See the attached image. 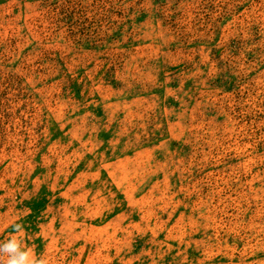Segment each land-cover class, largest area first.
I'll use <instances>...</instances> for the list:
<instances>
[{
    "label": "rangeland",
    "instance_id": "374dc122",
    "mask_svg": "<svg viewBox=\"0 0 264 264\" xmlns=\"http://www.w3.org/2000/svg\"><path fill=\"white\" fill-rule=\"evenodd\" d=\"M14 223L49 264H264V0H0Z\"/></svg>",
    "mask_w": 264,
    "mask_h": 264
},
{
    "label": "clouds",
    "instance_id": "9594fccd",
    "mask_svg": "<svg viewBox=\"0 0 264 264\" xmlns=\"http://www.w3.org/2000/svg\"><path fill=\"white\" fill-rule=\"evenodd\" d=\"M11 227L10 238L0 241V260L6 257L5 264H49L43 255L39 258L34 257L31 249L18 238L25 230L22 223H14Z\"/></svg>",
    "mask_w": 264,
    "mask_h": 264
}]
</instances>
